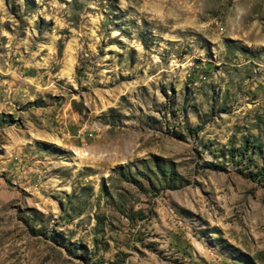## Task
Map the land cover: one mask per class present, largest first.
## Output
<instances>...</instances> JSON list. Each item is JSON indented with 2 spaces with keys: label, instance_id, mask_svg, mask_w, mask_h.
Listing matches in <instances>:
<instances>
[{
  "label": "rangeland",
  "instance_id": "obj_1",
  "mask_svg": "<svg viewBox=\"0 0 264 264\" xmlns=\"http://www.w3.org/2000/svg\"><path fill=\"white\" fill-rule=\"evenodd\" d=\"M0 264H264V0H0Z\"/></svg>",
  "mask_w": 264,
  "mask_h": 264
}]
</instances>
